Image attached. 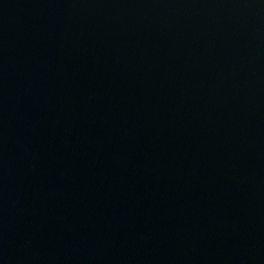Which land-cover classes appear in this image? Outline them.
<instances>
[{"label":"water","instance_id":"1","mask_svg":"<svg viewBox=\"0 0 264 264\" xmlns=\"http://www.w3.org/2000/svg\"><path fill=\"white\" fill-rule=\"evenodd\" d=\"M0 264H264V0H0Z\"/></svg>","mask_w":264,"mask_h":264}]
</instances>
